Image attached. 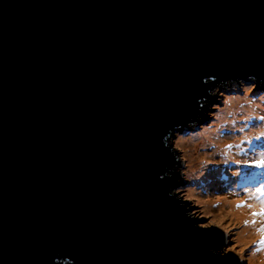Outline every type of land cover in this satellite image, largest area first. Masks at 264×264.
Instances as JSON below:
<instances>
[{"label":"water","instance_id":"water-1","mask_svg":"<svg viewBox=\"0 0 264 264\" xmlns=\"http://www.w3.org/2000/svg\"><path fill=\"white\" fill-rule=\"evenodd\" d=\"M232 79L264 0H0V264H242L171 143Z\"/></svg>","mask_w":264,"mask_h":264},{"label":"rangeland","instance_id":"rangeland-1","mask_svg":"<svg viewBox=\"0 0 264 264\" xmlns=\"http://www.w3.org/2000/svg\"><path fill=\"white\" fill-rule=\"evenodd\" d=\"M213 89L209 92L218 95L209 101L205 121L190 130L174 132L171 139L181 158L178 178L183 179L174 191L188 200L187 206L193 205L188 207L192 208L189 214L201 216L199 225L212 223L223 230V251L235 249L242 264H259L255 256L264 263V228L259 221L264 216L253 215L264 208L260 207L264 206V179L260 185L250 182L256 188L249 189L241 188L244 184L238 181L242 174L247 175L246 180L250 175L264 176V167L255 166L264 159V119L258 120L264 118V88L254 79H232ZM217 170L219 177L214 175ZM230 207L244 210L245 220H236L234 211L227 212ZM256 223L261 234L256 232ZM246 226H252L246 234L249 242L241 244L239 235L241 238Z\"/></svg>","mask_w":264,"mask_h":264},{"label":"bare ground","instance_id":"bare-ground-1","mask_svg":"<svg viewBox=\"0 0 264 264\" xmlns=\"http://www.w3.org/2000/svg\"><path fill=\"white\" fill-rule=\"evenodd\" d=\"M214 88V87H213ZM212 88V91L214 90ZM256 119V117H255ZM258 120H263L262 118H258ZM248 137H250V135L246 134ZM264 138V137H262ZM260 207H264V206H261ZM234 210L230 207V210L227 211L229 213H232ZM234 215L237 217L236 220L238 221H244L245 220V217L247 216V213L245 214L244 213V210L243 211H234ZM262 227L264 228V217H261L259 219ZM253 226V225H252ZM252 226H246V229L243 231L242 235H241V238H240V235H239V240L241 242V244H247L249 242V239H247V233L250 232L252 229ZM255 226L258 228V230L256 232H258L259 234L262 233V230H260L259 226L257 225V223L255 224ZM251 229V230H250ZM261 252L264 254V252L262 251L261 249ZM256 259H257V262H259V264H264L263 261H261L257 256H255Z\"/></svg>","mask_w":264,"mask_h":264},{"label":"trees","instance_id":"trees-1","mask_svg":"<svg viewBox=\"0 0 264 264\" xmlns=\"http://www.w3.org/2000/svg\"><path fill=\"white\" fill-rule=\"evenodd\" d=\"M224 164H225V162H224ZM210 165H213V162L212 163H210ZM218 169V168H217ZM218 170L217 171H215L214 172V175L215 176H218L219 177V175H220V173L218 172ZM221 173H223V174H227V173H225V172H223V171H221ZM242 174V173H241ZM240 178H238V181L239 182H242L241 184H244V185H241L240 187L242 188V187H246V188H256V187H253L255 184H261V181L264 179V176L263 175H259V176H254V175H250L249 177H251V179L250 180H246L248 177H247V175L246 174H242V176H239ZM185 182H188V183H190V181H188V180H186ZM250 182H254L255 184L252 186V185H250ZM219 188H223V187H219ZM228 188V187H227ZM227 190L226 189H224V192H226ZM264 245V244H263Z\"/></svg>","mask_w":264,"mask_h":264},{"label":"snow or ice","instance_id":"snow-or-ice-1","mask_svg":"<svg viewBox=\"0 0 264 264\" xmlns=\"http://www.w3.org/2000/svg\"><path fill=\"white\" fill-rule=\"evenodd\" d=\"M264 119V118H262ZM255 166L257 167H264V159L258 160L255 162ZM259 191V190H258ZM253 215H260L264 216V208H262L259 212L253 213ZM261 243H264V241H261ZM235 249H230V251H234ZM224 259H227V254L224 255Z\"/></svg>","mask_w":264,"mask_h":264}]
</instances>
